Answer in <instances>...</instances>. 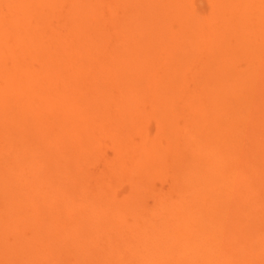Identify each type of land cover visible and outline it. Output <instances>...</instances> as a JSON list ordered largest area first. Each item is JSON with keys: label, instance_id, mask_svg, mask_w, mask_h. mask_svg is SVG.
Here are the masks:
<instances>
[{"label": "bare ground", "instance_id": "obj_1", "mask_svg": "<svg viewBox=\"0 0 264 264\" xmlns=\"http://www.w3.org/2000/svg\"><path fill=\"white\" fill-rule=\"evenodd\" d=\"M203 2L0 0L2 264H264V0Z\"/></svg>", "mask_w": 264, "mask_h": 264}, {"label": "rangeland", "instance_id": "obj_2", "mask_svg": "<svg viewBox=\"0 0 264 264\" xmlns=\"http://www.w3.org/2000/svg\"><path fill=\"white\" fill-rule=\"evenodd\" d=\"M197 1H198V2H197ZM196 2H197V3H196ZM195 4H196L197 7L199 6L200 8H202V9H200V10H205V3L203 2V0H200V1H199V0H195ZM200 5H201V6H200ZM106 148H107V149H106ZM109 148H110V145H107V144H106V146L102 149V151H103V152L106 151L105 153H107V151H108V153L111 154V152H112V151H111L112 147H111L110 149H109ZM86 162H87V161H86ZM86 162H85V163H86ZM89 164H90V163H89ZM89 164L87 163L88 166H87L86 164H84V165H86V166H85L86 168H89V166H90V168H92V166L89 165ZM93 168H94V166H93ZM167 172H168V171L165 170L164 172L160 173V175L156 176V177L151 181V183L149 184V185H150V192H151V186H152V184H153V185L155 184L154 186H152V188H153L154 190H153V192H151V193L149 192V194H150L149 196H150V197H148L147 194H146L147 196H144L145 198L148 197L149 199H148V198L145 199V198L143 197L144 200H145V201H144V200L142 199L144 203H146V201H148L146 204H150V203L153 201L152 197H154V194L158 191V189H159V190H163V189L165 190V189H167L168 186H170L169 183H170V180H171V179L168 177V173H167ZM166 173H167V174H166ZM162 174H163V175H162ZM166 175H167V176H166ZM165 176H166V177H165ZM156 178H157V179H156ZM160 178H161V179H160ZM161 183H162V184H161ZM166 184H167V186H166ZM161 185H162L163 189H162ZM155 186H156V187H155ZM155 188H157V189H155ZM156 190H157V191H156ZM164 190H163V191H164ZM155 191H156V192H155ZM161 192H162V191H161ZM162 193H163V192H162ZM142 196H143V195H142ZM151 196H152V197H151ZM147 199H148V200H147ZM100 236H101V235H100ZM4 251H5V250H4ZM4 251H3V248L0 247V264H2L1 258L5 256V252H4ZM3 254H4V255H3ZM86 264H93V263H90V262H89V263H86Z\"/></svg>", "mask_w": 264, "mask_h": 264}]
</instances>
